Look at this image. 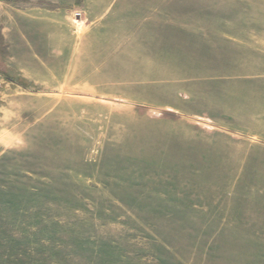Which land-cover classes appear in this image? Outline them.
<instances>
[{
  "label": "rangeland",
  "instance_id": "374dc122",
  "mask_svg": "<svg viewBox=\"0 0 264 264\" xmlns=\"http://www.w3.org/2000/svg\"><path fill=\"white\" fill-rule=\"evenodd\" d=\"M20 2L0 1V264H264V141L212 147L213 123L160 120L87 42L92 22L156 23L140 52L170 53L255 121L264 0Z\"/></svg>",
  "mask_w": 264,
  "mask_h": 264
},
{
  "label": "crops",
  "instance_id": "0c3cea01",
  "mask_svg": "<svg viewBox=\"0 0 264 264\" xmlns=\"http://www.w3.org/2000/svg\"><path fill=\"white\" fill-rule=\"evenodd\" d=\"M6 1L10 5L16 6L17 10L25 9L23 4H17L22 0ZM43 1L54 3L59 7V10L64 11H71L76 6L86 13L114 10L111 0ZM33 7L41 12H53L50 8ZM155 24L93 22L88 24L91 34L87 36L89 40L87 42L92 45L89 50L95 57L99 56L101 59L108 60L111 67L112 64H116L117 73L121 76L118 81L128 91L126 94H121L122 97L135 104L156 108L160 120L170 122V124L183 120L184 115L198 117L213 123L214 130L211 129L212 131L208 132L211 133V141L207 136L203 138L208 144L212 142L213 144H210L213 145L212 147L220 144L224 138H228L229 141L235 140L237 133L250 136V138L243 136L246 139L255 138L264 141L263 111L253 113L256 117L254 121L252 114L248 116L244 109H236L227 103L228 93L223 96L222 101L218 102L216 91L208 89L209 82H213L212 79L204 80L202 76H189L188 71L185 70V72L181 69L183 64L175 65L177 69L180 68L179 72H172L170 53L158 52L148 56L144 52H140L141 38H146L149 27H154ZM144 28L146 29L142 32ZM14 42L22 44V39L16 36ZM166 59H168L169 65ZM227 148L233 155L238 153L234 147ZM252 153L253 148L250 146L245 155H252Z\"/></svg>",
  "mask_w": 264,
  "mask_h": 264
},
{
  "label": "built area",
  "instance_id": "2783aa9c",
  "mask_svg": "<svg viewBox=\"0 0 264 264\" xmlns=\"http://www.w3.org/2000/svg\"><path fill=\"white\" fill-rule=\"evenodd\" d=\"M80 13H81L80 11L77 12V14H80Z\"/></svg>",
  "mask_w": 264,
  "mask_h": 264
}]
</instances>
